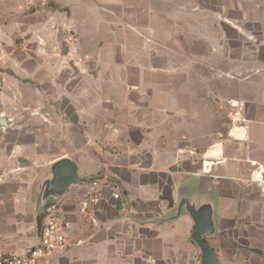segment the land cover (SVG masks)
I'll use <instances>...</instances> for the list:
<instances>
[{
    "label": "crops",
    "instance_id": "0c3cea01",
    "mask_svg": "<svg viewBox=\"0 0 264 264\" xmlns=\"http://www.w3.org/2000/svg\"><path fill=\"white\" fill-rule=\"evenodd\" d=\"M0 69V254L38 244L32 187L67 156L80 175L57 203L67 246L38 264H192L183 198L214 207L222 264H264V172L252 180L253 163L264 171V0H0ZM221 84L244 104L245 140L230 139L231 122L201 139ZM96 177L101 199L83 213Z\"/></svg>",
    "mask_w": 264,
    "mask_h": 264
},
{
    "label": "built area",
    "instance_id": "2783aa9c",
    "mask_svg": "<svg viewBox=\"0 0 264 264\" xmlns=\"http://www.w3.org/2000/svg\"><path fill=\"white\" fill-rule=\"evenodd\" d=\"M74 38L72 35L65 37L66 43H72ZM81 62L82 59H78ZM227 105L231 109L230 120L232 128L229 132L230 139L234 141H242L246 138V127L245 120L241 117V112L244 107L242 102L234 99H229ZM242 130V134L238 136L232 135L234 131ZM256 166V170L252 174V179L256 183H260L262 180L263 169L260 166L253 163ZM4 179V173L0 169V182ZM106 185V181L102 178H92L84 184L85 193L80 200V211L87 213L94 206H96L101 199L102 187ZM262 191L264 192V186ZM114 199H118V194H113ZM43 223L40 231L38 244L27 249L26 251L19 254L4 255L0 254V264H38L41 260L49 256L51 253L56 251H63L67 246L66 229L68 223L65 222L60 215L57 207V203H47L42 211ZM92 223L96 221L91 219ZM147 264H157L156 260L149 256L147 258Z\"/></svg>",
    "mask_w": 264,
    "mask_h": 264
},
{
    "label": "water",
    "instance_id": "95a60500",
    "mask_svg": "<svg viewBox=\"0 0 264 264\" xmlns=\"http://www.w3.org/2000/svg\"><path fill=\"white\" fill-rule=\"evenodd\" d=\"M7 121L0 117V128L7 127ZM80 183L79 164L70 157H62L50 162L40 173L32 187L36 200V210L49 202L58 203L68 188ZM184 211L191 218L190 240L200 251L201 264H222L206 237L215 232L210 218V206L197 210L188 198H183L177 208V216Z\"/></svg>",
    "mask_w": 264,
    "mask_h": 264
},
{
    "label": "rangeland",
    "instance_id": "374dc122",
    "mask_svg": "<svg viewBox=\"0 0 264 264\" xmlns=\"http://www.w3.org/2000/svg\"><path fill=\"white\" fill-rule=\"evenodd\" d=\"M188 1H191V0H188ZM162 2V1H161ZM163 2H166V1H163ZM163 7H165L164 5H163ZM64 35H65V37L66 36H68V35H72L73 36V38H74V41H75V36H74V33H73V31L70 29V28H68V27H65L64 26ZM52 30V29H51ZM231 35V34H230ZM49 41V40H48ZM73 41V42H74ZM50 42V41H49ZM38 48H39V50L40 49H42V51L44 52V51H48V49H49V46L46 44V40H44V39H40V40H38ZM40 44V45H39ZM200 51H201V60H202V62L203 63H205V64H209L210 62H214V61H216V64H218L216 67H217V69L219 70V69H223V71H224V63H220V57L218 56L217 57V60L215 59V58H211L210 56L212 55V56H214V54H212V53H210L209 54V52H208V49L207 48H205V47H201L200 48ZM43 52H41V53H43ZM212 64V63H211ZM215 64V63H214ZM214 66V65H213ZM208 70H209V68H207ZM0 71H1V69H0ZM220 71V70H219ZM205 74L207 75L208 74V71L206 70V72H205ZM207 80V79H206ZM202 81H203V78H202ZM209 86H211V85H209V84H206L205 85V88H207V87H209ZM218 87H221L220 89L218 88L216 91H215V94H211V96L210 95H207V96H205V97H207V98H211L212 100H217V101H215V102H211V103H208V99L206 100V102L208 103V106H207V109L209 110V112L206 110L205 111V114H203L202 113V117H201V120H202V127H206V125H209L208 123V120L210 119V117H208V114H210L211 115V118H212V120H216V122L215 123H213V126L212 127H206V133H208V136L207 135H203V132L204 131H201V139H202V141H204V140H206V139H208V138H212V139H215V140H217V141H219V140H221L222 138H224V136L227 134V131H228V128H229V126H230V122H231V120L229 119V116L231 115V109L228 107V105H227V101L230 99V98H233V99H237L238 97L237 96H234L233 94H231L232 92H225V84H221L220 86L218 85ZM232 89H234V88H231V90ZM206 91V90H205ZM207 91H208V89H207ZM210 96V97H209ZM218 96V97H217ZM222 100V101H221ZM202 104L204 103V100L202 99ZM210 110H211V112H210ZM214 115V116H213ZM210 125H212V124H210ZM209 125V126H210ZM0 130L2 131L3 130V128H0ZM202 130H204V129H202ZM237 131L235 130L233 133H232V135H237V134H235ZM238 132H240L241 133V131H239L238 130ZM215 148V147H214ZM214 148H212V151H210V155L211 156H217L218 154H216V153H214ZM217 149V152L220 154V147H217L216 148ZM215 149V150H216ZM206 157H207V153H206ZM203 162V161H202ZM204 162H206L205 160H204ZM206 165H207V163H206ZM189 201L191 202V204L193 205L194 204V202H192L190 199H189ZM207 200H205V202L204 203H206V205H210V206H212L211 204H209L208 202H206ZM213 207V206H212ZM214 208V207H213ZM213 208H211V210L213 211V213H210V218L212 219V222H213V224H214V227H215V223H214V221H213V217H215L214 216V214H215V209H213ZM190 233H191V231H189V234H188V242H189V246H190V248H191V255H190V257L189 258H191V262H192V264H201V259H200V251H199V249L196 247V245L195 244H193L192 242H191V240H190ZM206 240L207 241H210V240H214V237H209V236H207L206 237ZM211 243V242H210ZM212 244L213 245H215L213 242H212Z\"/></svg>",
    "mask_w": 264,
    "mask_h": 264
},
{
    "label": "bare ground",
    "instance_id": "6f19581e",
    "mask_svg": "<svg viewBox=\"0 0 264 264\" xmlns=\"http://www.w3.org/2000/svg\"><path fill=\"white\" fill-rule=\"evenodd\" d=\"M235 134H237V136H238L239 134H242V133H240V132H236ZM234 136H235V135H234ZM239 136H240V135H239ZM210 151H212V150H210ZM210 151L207 152V157H208V156H211V155H210ZM214 153L219 154V153L217 152V149H216V150L214 149Z\"/></svg>",
    "mask_w": 264,
    "mask_h": 264
}]
</instances>
